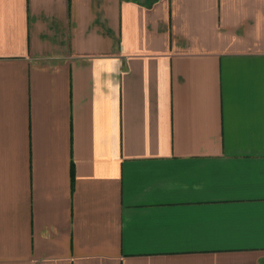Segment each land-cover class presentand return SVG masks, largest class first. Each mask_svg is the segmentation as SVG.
<instances>
[{
	"label": "crops",
	"instance_id": "1",
	"mask_svg": "<svg viewBox=\"0 0 264 264\" xmlns=\"http://www.w3.org/2000/svg\"><path fill=\"white\" fill-rule=\"evenodd\" d=\"M0 264H264V0H0Z\"/></svg>",
	"mask_w": 264,
	"mask_h": 264
}]
</instances>
